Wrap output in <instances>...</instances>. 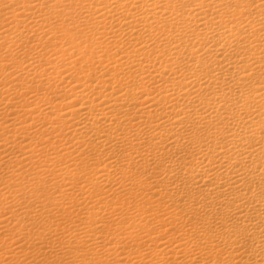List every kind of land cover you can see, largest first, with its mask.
<instances>
[{"label":"bare ground","instance_id":"obj_1","mask_svg":"<svg viewBox=\"0 0 264 264\" xmlns=\"http://www.w3.org/2000/svg\"><path fill=\"white\" fill-rule=\"evenodd\" d=\"M0 264H264V0H0Z\"/></svg>","mask_w":264,"mask_h":264}]
</instances>
